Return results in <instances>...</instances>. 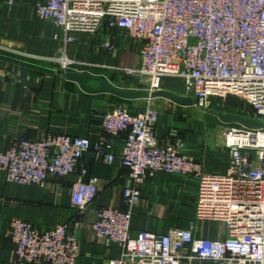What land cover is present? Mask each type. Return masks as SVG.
<instances>
[{
	"label": "built area",
	"instance_id": "built-area-1",
	"mask_svg": "<svg viewBox=\"0 0 264 264\" xmlns=\"http://www.w3.org/2000/svg\"><path fill=\"white\" fill-rule=\"evenodd\" d=\"M35 10L64 32L61 53L44 58L60 69L76 63L67 47L78 33L122 29L137 41L141 57L139 68L126 71L146 90H160L165 76L179 77L200 107L236 95L251 108L248 116L264 121V0H44ZM106 47L115 50L111 42ZM100 118L105 135L97 140L61 133L11 139L0 153V170L7 181L43 186L51 177L75 173L89 151L114 164L116 141L123 135L119 160L129 179L123 187L127 208L103 206L91 224L97 236L121 248L107 264H264V126L230 128L224 135L228 170L211 174L183 153V140H159V111L152 104L137 111L117 105ZM162 171L198 179L196 220L223 223L225 237L198 238L193 225L132 236L133 210L142 198L139 184ZM86 175L81 168L72 187V203L81 212L98 192L97 181L85 180ZM8 237L15 264H76L79 256L77 237L65 223L41 228L15 218Z\"/></svg>",
	"mask_w": 264,
	"mask_h": 264
},
{
	"label": "crops",
	"instance_id": "crops-1",
	"mask_svg": "<svg viewBox=\"0 0 264 264\" xmlns=\"http://www.w3.org/2000/svg\"><path fill=\"white\" fill-rule=\"evenodd\" d=\"M44 0H0V153L13 138L41 139L53 134H68L97 140L105 135L100 114L117 105L132 111L148 103L159 111L156 134L161 142H185L183 153L203 164L206 172L224 174L229 167L225 133L242 128L227 122L222 113L250 115L251 108L236 95L213 98L206 107L197 103L180 104L168 97L123 98L111 92L97 91L101 84L85 79L84 89L66 76L68 71L103 77L116 87L146 90L139 77L127 73L141 65L139 44L122 29H102L95 35L77 34L68 44L67 54L76 61L68 70L60 69L44 58L58 56L64 47V32L52 21L40 18L35 5ZM111 42L115 50L106 47ZM161 91L194 99L182 79L162 78ZM125 143L117 138L114 164H107L89 151L80 160L78 170L67 176H55L43 186L7 181L0 170V264H15L14 244L8 237L11 221L19 218L41 228L65 223L79 242L76 264H107L120 256L115 242L97 236L91 224L98 209L114 206L126 209L123 187L129 179L121 167L119 155ZM87 169L85 180L95 179L98 192L93 203L81 212L72 203V187L79 170ZM141 201L134 208L131 234L141 231L167 233L194 226L198 238L219 239L227 235L223 223L212 219L196 220L199 181L193 175L157 172L139 184ZM192 264H215L196 260Z\"/></svg>",
	"mask_w": 264,
	"mask_h": 264
},
{
	"label": "water",
	"instance_id": "water-1",
	"mask_svg": "<svg viewBox=\"0 0 264 264\" xmlns=\"http://www.w3.org/2000/svg\"><path fill=\"white\" fill-rule=\"evenodd\" d=\"M66 76L70 79H73L77 81L84 89L89 90V91H96L93 89H89L85 85V79L86 78H92L94 80H97L100 82L101 86L97 91L101 92H111L114 93L120 97L123 98H129V99H134V98H141V97H156V96H164L172 99L173 101L180 103V104H192V103H197L195 99L192 98H186V97H180L177 95H174L170 92L167 91H154L150 92L148 90H127V89H122L119 87L114 86L111 84L108 80H106L103 77L99 76H92L89 74H85L82 72H76V71H68L66 72ZM221 117L226 120L227 122H238L242 124L243 128H259L264 126V121H261L259 119H256L254 117L250 116H245V115H238V114H232V113H222Z\"/></svg>",
	"mask_w": 264,
	"mask_h": 264
}]
</instances>
